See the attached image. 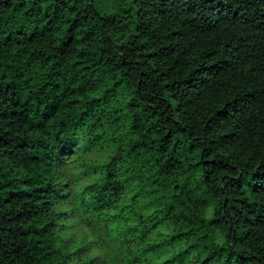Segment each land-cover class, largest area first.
Returning a JSON list of instances; mask_svg holds the SVG:
<instances>
[{
	"label": "trees",
	"instance_id": "obj_1",
	"mask_svg": "<svg viewBox=\"0 0 264 264\" xmlns=\"http://www.w3.org/2000/svg\"><path fill=\"white\" fill-rule=\"evenodd\" d=\"M0 264H264V0H0Z\"/></svg>",
	"mask_w": 264,
	"mask_h": 264
},
{
	"label": "rangeland",
	"instance_id": "obj_2",
	"mask_svg": "<svg viewBox=\"0 0 264 264\" xmlns=\"http://www.w3.org/2000/svg\"><path fill=\"white\" fill-rule=\"evenodd\" d=\"M85 232V229H83L82 227H79V228H77L76 229V232L78 233V234H80V232Z\"/></svg>",
	"mask_w": 264,
	"mask_h": 264
}]
</instances>
